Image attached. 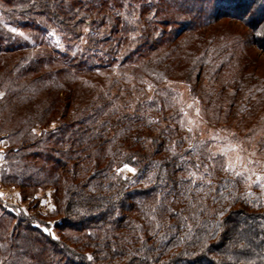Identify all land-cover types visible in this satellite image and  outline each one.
I'll list each match as a JSON object with an SVG mask.
<instances>
[{
	"label": "trees",
	"instance_id": "obj_1",
	"mask_svg": "<svg viewBox=\"0 0 264 264\" xmlns=\"http://www.w3.org/2000/svg\"><path fill=\"white\" fill-rule=\"evenodd\" d=\"M222 19L264 50V0H0L3 183L51 187L57 217L51 238L0 203V264H264V77ZM231 114L241 175L215 147Z\"/></svg>",
	"mask_w": 264,
	"mask_h": 264
},
{
	"label": "rangeland",
	"instance_id": "obj_2",
	"mask_svg": "<svg viewBox=\"0 0 264 264\" xmlns=\"http://www.w3.org/2000/svg\"><path fill=\"white\" fill-rule=\"evenodd\" d=\"M8 8V7H5ZM127 16V15H126ZM14 18V17H13ZM87 23V22H86ZM86 23L81 24V29L84 31V33L88 32V28L86 29ZM159 31H165L166 33H176L180 26H157ZM15 31L16 28H14ZM135 29H137L135 27ZM51 30V29H50ZM88 30V31H87ZM129 31L126 30V32H132L134 33L135 30L133 28H129ZM209 32H216L220 35L223 34V42L227 41L229 37L228 35H231L233 32L235 33V36L233 37H240L238 42L231 45V48L233 49H238L242 54H250L253 57V62L251 63V66H249L250 71H253L256 74H259L261 77H264V50L262 48H259L256 43L254 42V38L252 35V31H250L248 28L244 27L242 24L238 22H234L233 20H228V19H222L218 20L215 22V25L210 27L208 29ZM26 31H18L17 33L21 35V38L24 37V34ZM51 33L54 36H57V33H54L51 30ZM135 34V33H134ZM158 32H156V35ZM29 36V33H28ZM87 36L84 35L83 38L79 39V42L77 45L81 46H87L88 47V40L86 39ZM233 42V40H232ZM80 43V44H79ZM59 45V44H58ZM99 48V47H98ZM133 48V47H132ZM60 50L64 51V48L60 46ZM222 54H227L226 52H222ZM231 54H233L231 52ZM251 57V58H252ZM206 81H204L205 84ZM171 87L174 90H177L181 94V102L184 104L185 109L187 111V116L190 119V124L192 126H203L201 123L204 121L202 120L201 117V112L199 110V107L197 105V102L191 98V93L188 90V85L185 84L184 82H175L174 84L171 85ZM3 96V92L0 90V97ZM191 105V107H190ZM197 110H199L197 112ZM20 115V113H19ZM226 115V114H225ZM224 115V117H225ZM223 117V116H222ZM223 117V119H224ZM231 118L229 121L232 123L230 126V129L226 132H221L218 136L217 139H214L217 144H216V151L224 153L228 158L233 159V162L236 161V157L240 156L243 158V163L245 164L244 168H241L239 164H236V167L238 166L239 168L243 169H248L250 166V162H248L247 157L250 159H253V157L250 154H241L240 152V145L241 142L232 139L234 136L233 134H236L239 132L237 130V124L236 122L239 120L240 115H235L234 117L229 115ZM49 128H55V124H52ZM34 133L39 134L40 133V127L38 124L34 127ZM208 132L204 131V136ZM210 134H213V130H209ZM213 135H211L212 137ZM264 139V136H263ZM0 140L4 141L3 143H0V203H1V209L3 208L6 212H8L11 215H22V216H27L31 218L32 220L34 219V225L37 226L39 229H41L44 233H47L51 236V238H57V230L55 229V222L57 221V217H55V205L53 201V189L51 187L47 188H39L34 194L33 197L27 198L24 200L23 197V191L13 185V184H5L3 183V177H2V170L3 166L5 163V153L8 150V144L9 142L5 140V133L0 132ZM229 140V141H228ZM255 142V140H254ZM239 146L238 148H235L233 146ZM254 143L251 145L250 148V153L252 154L255 151V148L253 147ZM233 157V158H232ZM8 172V171H7ZM126 175L129 176L132 171H129L126 169ZM13 215V216H14ZM47 229V231H45Z\"/></svg>",
	"mask_w": 264,
	"mask_h": 264
},
{
	"label": "snow or ice",
	"instance_id": "obj_3",
	"mask_svg": "<svg viewBox=\"0 0 264 264\" xmlns=\"http://www.w3.org/2000/svg\"><path fill=\"white\" fill-rule=\"evenodd\" d=\"M13 31H15V29H13ZM149 87H151V86H149ZM190 107H191V105H190ZM198 111H199V110H197V112H198ZM33 131H35V130L33 129ZM189 131H191V129H189ZM3 142H4V141L0 140V143H3ZM233 147H234V149H235V148H238L239 146L237 145V146H233ZM237 163L239 164V166H240L241 168H244V167H245V164L243 163V158L240 157V156H237L235 162H231V161H230V162L225 166V170H226V171H232V172L236 173V175H241V173L237 171V168H236V164H237ZM251 163H254V162H251ZM124 168L127 169V170H129V171H132V172H135V171H136L135 168H132V167H131L130 165H128V164H125V165H124ZM249 171H251V170H249ZM247 179H248V180H251V179H252V176L249 175V176L247 177ZM207 183L211 184V181L209 180V181H207ZM255 183L258 184L260 187L264 188V176L257 175V176H256V180H255ZM248 195L251 196L252 193L249 192ZM257 206H259V205H257ZM222 214H223V213H221V215H222ZM45 231H47V229H45Z\"/></svg>",
	"mask_w": 264,
	"mask_h": 264
}]
</instances>
